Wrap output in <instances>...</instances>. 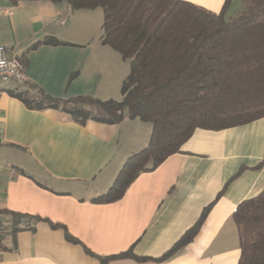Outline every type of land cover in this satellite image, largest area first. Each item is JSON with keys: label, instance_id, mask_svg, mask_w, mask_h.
<instances>
[{"label": "crops", "instance_id": "1", "mask_svg": "<svg viewBox=\"0 0 264 264\" xmlns=\"http://www.w3.org/2000/svg\"><path fill=\"white\" fill-rule=\"evenodd\" d=\"M186 1L220 12L226 0ZM234 5L243 3L233 0L228 17ZM98 8L0 0V45L23 59L29 82L0 83V218L9 224L0 232V264H238L233 214L264 191V117L224 130L197 129L181 152L141 174L123 198L99 204L93 198L107 192L129 156L148 145L151 123L126 117L81 124L62 109H30L14 95L33 84L62 99H122L130 62L102 42ZM47 37L62 44L35 46ZM211 203L195 238L157 260ZM19 216L32 218L33 227L10 225ZM48 220L67 226L98 255L133 247L148 259L102 262Z\"/></svg>", "mask_w": 264, "mask_h": 264}, {"label": "trees", "instance_id": "2", "mask_svg": "<svg viewBox=\"0 0 264 264\" xmlns=\"http://www.w3.org/2000/svg\"><path fill=\"white\" fill-rule=\"evenodd\" d=\"M57 1L74 10L102 8V42L130 62L123 97L62 99L33 84L14 95L30 109H62L81 124L90 119L118 123L128 117L152 125L148 145L129 156L109 190L93 202L105 204L123 198L141 174L181 152L197 129L224 130L264 117V0H241V10L232 17L227 12L233 0H226L220 12L186 0ZM40 44L62 42L47 37L35 46ZM213 204L205 207L199 220L157 260H166L188 245ZM233 219L240 236L238 264H264V191L240 203ZM48 222L53 228L62 227L68 241L82 244L87 254L102 262L148 259L137 255L133 247L114 255H98L67 226Z\"/></svg>", "mask_w": 264, "mask_h": 264}, {"label": "built area", "instance_id": "3", "mask_svg": "<svg viewBox=\"0 0 264 264\" xmlns=\"http://www.w3.org/2000/svg\"><path fill=\"white\" fill-rule=\"evenodd\" d=\"M10 81H16L18 83L26 82V66L19 57L10 55L6 47L0 45V83H8ZM1 141L2 136L0 131ZM33 222L34 220L30 217L19 216L10 225L17 229H31ZM8 225L6 221L0 218V232L7 229Z\"/></svg>", "mask_w": 264, "mask_h": 264}, {"label": "rangeland", "instance_id": "4", "mask_svg": "<svg viewBox=\"0 0 264 264\" xmlns=\"http://www.w3.org/2000/svg\"><path fill=\"white\" fill-rule=\"evenodd\" d=\"M240 8L241 7L239 5L238 6L234 5L233 8H232V10L229 12V16H235V15H237L238 12L241 10ZM98 9H101V8H98ZM101 31H102V29H101ZM127 61H129V60H127ZM32 91H34V90H32Z\"/></svg>", "mask_w": 264, "mask_h": 264}]
</instances>
